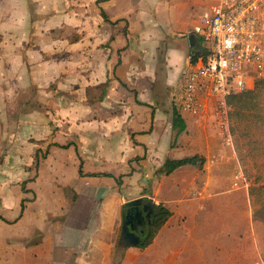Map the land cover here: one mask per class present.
Returning a JSON list of instances; mask_svg holds the SVG:
<instances>
[{
	"label": "crops",
	"instance_id": "obj_1",
	"mask_svg": "<svg viewBox=\"0 0 264 264\" xmlns=\"http://www.w3.org/2000/svg\"><path fill=\"white\" fill-rule=\"evenodd\" d=\"M216 1L0 0V129L15 130L0 141V209L11 215L0 234L16 232L0 264H264V222L234 146L179 108L189 59L204 48L193 29ZM25 136L36 142L28 158ZM195 156L201 167L157 173ZM135 200L149 218L150 203L171 215L150 245L118 258L134 215L122 207Z\"/></svg>",
	"mask_w": 264,
	"mask_h": 264
},
{
	"label": "built area",
	"instance_id": "obj_2",
	"mask_svg": "<svg viewBox=\"0 0 264 264\" xmlns=\"http://www.w3.org/2000/svg\"><path fill=\"white\" fill-rule=\"evenodd\" d=\"M193 31L204 48L189 59L179 108L211 121L223 144L232 148L227 99L264 81V0H217L206 25ZM242 178L238 170L235 187Z\"/></svg>",
	"mask_w": 264,
	"mask_h": 264
},
{
	"label": "trees",
	"instance_id": "obj_3",
	"mask_svg": "<svg viewBox=\"0 0 264 264\" xmlns=\"http://www.w3.org/2000/svg\"><path fill=\"white\" fill-rule=\"evenodd\" d=\"M227 104L230 108L229 122L233 146L244 178L249 183L248 196L252 216L264 222V81L256 82L251 90L228 97ZM173 127L178 129V133L184 130L183 120L175 110ZM203 163L204 159L197 156L167 160L157 173L170 175L182 166L201 167ZM131 207L128 204L122 207L123 217ZM150 207V226L146 236L138 244L141 249L151 244L171 215L162 205L150 203ZM114 264L118 263L114 261Z\"/></svg>",
	"mask_w": 264,
	"mask_h": 264
},
{
	"label": "rangeland",
	"instance_id": "obj_4",
	"mask_svg": "<svg viewBox=\"0 0 264 264\" xmlns=\"http://www.w3.org/2000/svg\"><path fill=\"white\" fill-rule=\"evenodd\" d=\"M16 108H17V106H9L8 116L10 118V120H9L10 122L7 125L9 127H10V125H13V126L15 125V128H16L17 124L20 123V114L18 116ZM35 108L36 107L35 106H32V105H30L29 107L25 108V118L28 117V119H30V117L32 116L31 115L32 110H34ZM17 117H18V120H17ZM1 125H2V128L0 129V141H3L2 148L3 147L5 148V143H6V140H7L8 136L9 135L11 136L12 134H14L15 133V130L14 129L10 130L7 127H5V124H4L3 121H2V124ZM26 138H28V136H25V138L22 141L21 140H19V141H21L24 144L23 147L26 149V150L23 149V152H22L23 156L28 158L29 150H28L27 147H29L30 144H35L36 142L33 141V140H30L29 141V139H26ZM16 139H21V137H17ZM15 141L16 140H14V142ZM3 156H4V154H1L0 155V161L3 159ZM40 157L43 158L42 156H40ZM12 189H13V186H9V191L10 192H13ZM28 197H30V198L25 203H27L28 201H32V199H31L32 197L30 195ZM0 215H2L3 217H6V218H8L9 216H11L9 212H7L5 210H2V209H0ZM10 226L12 228L14 227L13 225H10ZM0 235L2 237V238H0V246H2V244L5 243L6 241L8 242L9 240H16V232H15V230H12L10 232H9V230L8 231L5 230V233L4 234H0ZM118 246H119L118 247V249H119L118 250V258H119V256L121 255V253L123 251V248L127 247L128 244L124 243L120 239L119 240V243H118Z\"/></svg>",
	"mask_w": 264,
	"mask_h": 264
},
{
	"label": "water",
	"instance_id": "obj_5",
	"mask_svg": "<svg viewBox=\"0 0 264 264\" xmlns=\"http://www.w3.org/2000/svg\"><path fill=\"white\" fill-rule=\"evenodd\" d=\"M189 43L191 46L193 44H196L197 38L194 35L191 36L189 39ZM128 205L132 206V208L134 210V211H132L133 212L132 214H134V215L132 216L130 212L127 213V215L124 219L123 225H122L121 235H122L126 244H128L129 246H132V247H137L138 244L140 243V239L135 233L129 232L128 225L130 224V220L132 218H143V211H146L147 207L143 206L142 210L141 209L139 210V207L141 206L140 200L132 201V202L128 203Z\"/></svg>",
	"mask_w": 264,
	"mask_h": 264
},
{
	"label": "flooded vegetation",
	"instance_id": "obj_6",
	"mask_svg": "<svg viewBox=\"0 0 264 264\" xmlns=\"http://www.w3.org/2000/svg\"><path fill=\"white\" fill-rule=\"evenodd\" d=\"M139 208L141 209L142 207H139ZM149 225H150L149 215L143 214V218H134L133 220H131L128 228H129L130 232L135 233L141 241L146 236L147 229H148ZM122 240L124 241L123 238H122Z\"/></svg>",
	"mask_w": 264,
	"mask_h": 264
}]
</instances>
